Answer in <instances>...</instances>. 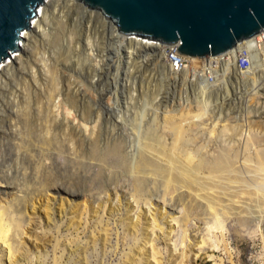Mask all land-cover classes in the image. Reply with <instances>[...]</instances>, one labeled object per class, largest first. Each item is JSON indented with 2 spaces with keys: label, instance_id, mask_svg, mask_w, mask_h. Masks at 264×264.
<instances>
[{
  "label": "rangeland",
  "instance_id": "obj_1",
  "mask_svg": "<svg viewBox=\"0 0 264 264\" xmlns=\"http://www.w3.org/2000/svg\"><path fill=\"white\" fill-rule=\"evenodd\" d=\"M57 3L59 0L48 3L49 13L54 12L55 15L49 19L47 27L55 33L59 25L57 22L60 20L65 23V29L59 33L61 36L58 44L47 41V36L45 38L43 34H29L30 40L26 39L23 42V48L14 54L17 56L9 63L4 62L0 68V119L3 118V122L0 120V176L7 177L8 174L19 176L22 170L18 166V149H15L19 140L15 138V133H10V123L7 120L9 110L5 102L23 96L26 93L25 81H30L34 74L40 82L37 85L32 84V96L46 94L45 86L49 80L45 77L47 72L45 63L48 60L57 66V69L55 68L59 79L57 89L62 88L59 89L62 91L71 82L73 89H79V106L82 108L84 105H89L96 114H100L102 128L99 145L102 147V162L94 160L90 147L93 140L91 131L85 127L79 128L76 123L71 126L69 134L66 131L62 135L58 132L54 133V137H59L63 150L57 152L53 159L45 157L37 163L38 155L41 154L34 152L33 157L37 166L45 167L44 171L47 169L50 175H62L61 183L72 189L74 184H78L76 190L80 196L73 197L57 188L48 191L49 200L32 209L35 210L33 220L37 222V226L32 228V233L26 237L28 254L17 258L15 264H56V262L58 264H179L184 255L187 257L185 264H264L262 218L264 214L261 211L257 212L258 208L254 202L251 203L253 214L245 223L235 216H222L223 230L214 229L213 232L208 233L204 230L208 225L206 226L204 222H195L193 224L195 226L189 232L191 242L176 252L173 242L174 232L172 233L174 228L171 227L170 219V216L174 217L172 215L175 214H172L170 208H164L161 196L154 198L157 206H154L156 220L153 221L150 213L145 214L147 202L145 194L137 197L144 202L140 203L142 205L139 208L140 205L135 203V197L133 198L135 192L118 194L117 186L111 185L107 179V175L120 172L122 160L116 155L117 151L108 148L109 145L118 143L125 148L126 153L134 155L148 129L153 126L161 129L160 133L164 131L163 127L169 123L164 118L167 113L175 114L177 117L202 113L203 119L195 118L198 122L187 128H191V134L197 137L196 141L199 145L203 142L208 145V149L203 152L204 157L211 159L212 156L221 153L226 144L230 146L234 143L233 151H235H232V154L238 152L239 157L235 165L241 166V169L246 166L248 174L255 177L254 180H247V183L253 186H250L251 190L264 192L262 181L258 178L260 176L258 167L260 165L264 167V157L261 162L256 157L258 152L261 151V155L264 153V81H260L257 88H253L252 83H247L242 78H233L228 84V90H214V93L204 94L196 86L184 83L183 76H178V79L168 76L162 67L161 58L154 56L155 52L150 51L145 55L146 51L141 52L139 49L135 51L136 53H129L126 47L119 51L117 45L119 40L113 36L112 39L109 38L108 34L105 36L102 31L104 27L99 24L105 21L100 17L102 14L99 11L93 13L97 18H101L96 22L91 12L89 16L84 12L83 7L64 4L57 11L53 7ZM83 13L88 16V21L86 16L83 17ZM89 20L93 23V27L89 28ZM89 38L92 40L93 51L97 40L98 49L94 51L98 52L94 55L96 58L100 59L103 55L108 57L109 54L112 59L106 65V69H103L105 76L102 78V83L93 86V92L96 94L94 100L89 92L84 95L87 90L85 83L98 82L95 76L90 77L96 60L90 56L92 49L89 50V47L92 45H89ZM31 40H35L34 43ZM60 53L64 54V58ZM153 57L154 59L150 61ZM52 98L53 94L45 99L48 107L45 116L43 115L45 126L53 123L50 110ZM94 118H97L95 114L90 116L89 126L93 124L91 121ZM214 125L216 131L212 133L211 129ZM224 125L227 130L221 131ZM72 127L81 140H84L81 149L78 147L79 137L74 134ZM164 136L169 138V132L165 131ZM70 137L74 142L68 141ZM246 139L253 143L252 146L250 144L251 148H247L248 151L245 146ZM249 149L251 153H248ZM122 150L124 154L125 151ZM195 155L191 153L185 156L190 166L197 163ZM247 158L250 159L249 162ZM102 185H105V190L101 192ZM30 187L33 190H42V183L39 181ZM26 188H29L28 184L24 185L23 181L17 182L16 191L9 192L5 184H1L0 197L10 201L13 194H18L17 190ZM107 190H111L112 195L108 206L111 205L112 208L117 209V212L111 218L106 216L104 223H101L100 219L96 221L90 218L88 211L93 206L97 207L98 204L94 203V199L106 194ZM106 200L107 196L102 200L104 204ZM130 205H134L135 208L132 214ZM45 208L49 212L52 211L50 215L44 211ZM66 209L67 215L64 217L63 213L65 214ZM32 210H30L31 214ZM142 211L141 225L137 227ZM73 215H76V218H72ZM209 224L213 225L214 222L210 221ZM203 236L207 241L210 238L211 240L201 250L200 243ZM58 242L60 246L56 251ZM5 257L3 258L6 259Z\"/></svg>",
  "mask_w": 264,
  "mask_h": 264
},
{
  "label": "bare ground",
  "instance_id": "obj_2",
  "mask_svg": "<svg viewBox=\"0 0 264 264\" xmlns=\"http://www.w3.org/2000/svg\"><path fill=\"white\" fill-rule=\"evenodd\" d=\"M50 1L45 2L41 6L36 25L34 28L27 30L24 41L29 39V34L32 35V33H34L38 35L43 34L45 38L47 36V41L49 40V42H53L52 44H58L61 36L59 33L65 29V23H62L59 20V22H57V24H59L57 26L58 29L55 33L47 27V22L55 15L54 12L49 13L48 3ZM76 1L63 0V2H60L59 0V3L55 4L53 7H55V10L58 11V9H60L59 7L64 4H72L76 5L77 8L83 7L84 12H87L88 14L91 12L92 17H95L96 22L101 19L93 15V13L95 14V11L98 12V10H92L90 6H86L81 3L83 4L82 6L78 0ZM99 12L102 14V16L99 14L100 17H103L102 20L105 21V23L102 21L99 24L104 27H102V31L105 33V36L108 34L109 38L112 39L113 36V38L116 37L117 40H119V44H117L119 46V51L120 49H124V47L127 48V52L129 51V53H134L139 49L141 52L144 50L146 51L145 55L150 53V51H157L153 48V42L145 39V37L134 36L123 32L115 21H111V18H109L102 11ZM82 15L83 17L86 16V20L88 21V16L84 15V13ZM90 23L91 21L89 20V28L91 26L93 27V23ZM109 30L110 32L112 31V33H110ZM53 33L54 36H52ZM34 41L35 40H31L33 43ZM89 42V45H92V40L90 38ZM95 43L97 44V40ZM96 44L94 51L98 49V44ZM22 48L23 44L21 49ZM90 49H92V51H90V56L96 60V64H94L90 77L95 76L98 82L97 84L91 82L88 84L85 83L87 90H85L86 93L84 95L89 92L92 96V100H94L96 98V94H94L93 88L95 85H98L99 82L102 83V78L105 76L103 69H106V65L112 59L109 54L108 57L103 55L100 59H98L94 56L98 52L95 53L93 51V45L89 47V50ZM61 55L62 58H64V54ZM15 56L17 55L12 56L5 62H11ZM53 58L57 61L55 57ZM199 58L203 57L195 56L192 58L193 64L190 70H193L195 73L197 67L200 65L198 64L200 60ZM45 64L44 65L47 70V72L45 71V77L49 80L48 82L52 84L49 86L47 85L49 84L47 82L45 86L47 90V92H45L46 94L41 96H32V84L37 85L40 82V79L35 76L36 74H34L32 75L30 81H25L26 93L23 96L17 98L16 100H7L5 102L9 110L7 120L10 123V133H15V138L19 140V144L15 147V149H18V166L22 169V176L20 173L19 176L14 174H8L6 175L7 177L0 176V185L5 184L9 192H14L16 191L17 182L21 183L23 181V184H28L29 188L17 190L18 194H13L10 201L0 197V258L4 264H15V260L17 258L23 254H28L26 237L28 234L32 233L31 229L37 226V222L33 220L35 210L33 211L32 209H36L40 203L42 205L43 202L49 200L48 191L51 188L63 190L65 193L70 194L73 197L80 196V193L76 190L78 184H74V188L72 189L70 186L63 185L61 183V180L63 179L62 175H50L47 169L44 171L45 167L42 165L37 166L36 160L33 157L35 156L34 152L41 154V156L38 155L37 163L45 157L53 159V156L57 152L63 150L59 137H54V133L58 132L62 135L66 131L67 134H69L71 126L76 123L79 125V128L85 127L87 130L91 131L90 134L93 137V140L90 147L93 151L92 154L94 156V160L97 159V161L102 162V147L99 145L100 129L102 128L100 127L102 123L100 114H96L94 112L95 110H93L92 107H89V105H84L82 108L79 106V89H73V87H71V82L66 89L62 90L63 92L65 91V93H61L62 91L59 89L62 88L57 89V87H59V79L57 71L55 70V68L57 69V66L53 65L51 61L49 62V60L46 61ZM162 67L168 76L171 75V77L174 76V78L180 76L179 74L171 73L169 66L164 61ZM233 74L234 78H242L247 83H252L254 85H252L253 88L258 86L260 81H264V67L255 70L253 74L247 78L244 77V73H241L236 68H233ZM209 78L210 75L204 73V77L199 78L200 82L197 83L198 78H196V82H192L191 72H185L183 74L184 83L186 82L193 87L196 86V88L204 94L214 93V90H228V82H226V84H222L220 79L217 80L216 78H214L213 82H210ZM220 83L222 85H220ZM51 94H53V98L50 100L52 103L50 110L53 123L45 126L43 115L45 116L46 111L48 110L45 99ZM79 110L81 111L80 113ZM93 114H95L97 118L92 119L91 122L93 124L89 126V119L90 116H93ZM202 116V113H196L193 115L189 114L177 117L175 114L171 115L167 113L164 118L166 119V122L168 121L169 123H166L163 127L164 131L160 133L161 129L159 130L157 127L153 126L151 129H148L146 135L144 134L145 136H143V139L139 143L138 151L136 150L137 153H133L134 155L126 153L125 148H122V146L118 143L108 146V148L117 151L115 152L116 155L122 158L120 172L117 174L107 175L108 182L111 185L117 186V190L119 191L118 194H127L128 191L135 192L133 198L135 197V203L140 205L139 208H141V205L144 202H141V200L137 197L141 194H145L147 196L145 214L150 213L153 216V221L156 220L154 206H157V202L154 201L155 196H161V200L164 201V208H170L172 210V214H175L172 215L174 217L170 216V219L172 220L171 227L173 226L174 228L172 233L174 232L173 242L176 252L180 251L182 246L191 242L189 239V232L191 228L195 226L193 225L195 222H204L206 226L208 225L207 229L204 228V230H207L208 233L213 232L214 229L223 230V226L221 224L222 216H235L241 222L245 223L248 220L247 218H251L249 216L253 214L251 208V203L253 202L258 208L257 212L259 213V211H261L264 214V192L259 193L258 191L256 192V190H251V185L247 183V180H254L255 177L248 174L249 172L246 166L244 169H241V166L237 167L235 165L236 161L238 162L239 157L238 152H236L237 154H232L234 143L230 144V146H227L226 144L227 147L225 146L221 153L212 156L211 159L204 157L203 152L208 149V145L204 144V142L199 145L196 141L197 137H194L193 134H191V128H187L197 121L195 118L203 119ZM0 120L3 122V118ZM154 121L157 122V120ZM69 122L71 125H69ZM72 129L74 130V134L79 137L75 128L72 127ZM226 130L227 127L224 125L221 131ZM165 131L169 132V138L164 136ZM215 131L216 125H214L211 129L212 133H215ZM211 136L213 135L211 134ZM68 141L74 142V139L70 137ZM246 143L247 144H245V146L247 150V148H251L253 143L249 142V140H247ZM83 144L84 140H81L79 137V149L83 147ZM122 149L125 151L124 154L121 152ZM250 150L251 149H249L248 153H251ZM260 152L256 154V157H258L261 162L264 157V153L261 155ZM191 153H195V157L197 158V163L194 166H190L188 160H185V156L190 155ZM246 160L247 162L250 161L249 158ZM52 165L54 164L52 163ZM258 168L260 171V176H258V178L261 179V185L264 187V167L260 165ZM39 181L42 183V190H33L30 186ZM104 188L105 185H102L100 191L102 192L105 190ZM103 196H107L105 204L102 201L103 198H105ZM111 196V190H107L106 194H101L99 198L94 199V203L96 202L98 205L97 207L93 206L89 209L88 212H90V218L96 221L100 219L101 223H104V218L106 216H110L111 218L115 215L117 209L112 208L111 205L108 206ZM119 197L120 196L118 195V198ZM38 198L39 200H37ZM159 205L160 203L158 206ZM129 207L132 214L135 211V208H133L134 205H130ZM30 210H32V214L30 213ZM44 211H46L49 215L52 212H49L46 208ZM143 211L139 215L140 222L136 225L137 227H140L141 225ZM66 215L67 209L65 210V214L63 213L64 217H66ZM72 218H76V215H73ZM262 218L264 222V215ZM209 220L213 221L214 224L210 225ZM154 225L156 226L157 223L155 222ZM155 230H157V228ZM210 240L211 238L208 239V241ZM208 241L205 239V236H203V240L200 243L201 250L202 247L208 245ZM59 246L60 242L56 245V251ZM4 256L7 258L5 257L6 259H4ZM186 262L187 257L184 255L179 264H185ZM56 264L58 263L56 262Z\"/></svg>",
  "mask_w": 264,
  "mask_h": 264
},
{
  "label": "water",
  "instance_id": "obj_3",
  "mask_svg": "<svg viewBox=\"0 0 264 264\" xmlns=\"http://www.w3.org/2000/svg\"><path fill=\"white\" fill-rule=\"evenodd\" d=\"M46 1L0 0V68L21 50ZM78 1L101 10L130 35L180 42L178 51L192 57L223 53L264 31V0Z\"/></svg>",
  "mask_w": 264,
  "mask_h": 264
},
{
  "label": "built area",
  "instance_id": "obj_4",
  "mask_svg": "<svg viewBox=\"0 0 264 264\" xmlns=\"http://www.w3.org/2000/svg\"><path fill=\"white\" fill-rule=\"evenodd\" d=\"M78 2L89 6L83 1ZM91 9L101 11L92 7ZM145 39L153 42V48L157 50L154 56H159L169 66L171 73L183 76L185 72H191L192 82H196V78H198L197 83H199V78L204 77V73H207L210 75V82H213L214 78H216L217 80L220 79L222 84H226V82L229 83L234 78L233 68L244 73V77L247 78L250 77L255 70L264 67V31L244 39L223 53L199 58L198 64L200 65L197 67L196 73L190 70L193 64V57L184 55L178 51L180 42H176L174 45H166L160 40L147 37H145ZM153 59L154 57L151 58L150 61ZM221 83L220 85H222Z\"/></svg>",
  "mask_w": 264,
  "mask_h": 264
}]
</instances>
